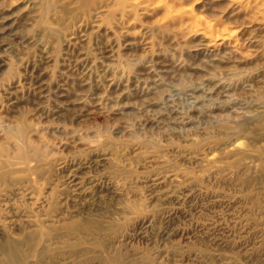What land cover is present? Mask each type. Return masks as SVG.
<instances>
[{
  "label": "rangeland",
  "instance_id": "1",
  "mask_svg": "<svg viewBox=\"0 0 264 264\" xmlns=\"http://www.w3.org/2000/svg\"><path fill=\"white\" fill-rule=\"evenodd\" d=\"M0 264H264V0H0Z\"/></svg>",
  "mask_w": 264,
  "mask_h": 264
}]
</instances>
